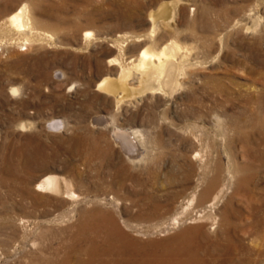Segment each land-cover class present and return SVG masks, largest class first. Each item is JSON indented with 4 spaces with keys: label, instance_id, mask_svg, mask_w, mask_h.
Segmentation results:
<instances>
[{
    "label": "rangeland",
    "instance_id": "obj_1",
    "mask_svg": "<svg viewBox=\"0 0 264 264\" xmlns=\"http://www.w3.org/2000/svg\"><path fill=\"white\" fill-rule=\"evenodd\" d=\"M164 48L175 82L144 91L140 54ZM261 127L264 0H0V264H80L100 207L143 251L202 227L211 264H264ZM51 174L74 197L37 190Z\"/></svg>",
    "mask_w": 264,
    "mask_h": 264
},
{
    "label": "bare ground",
    "instance_id": "obj_2",
    "mask_svg": "<svg viewBox=\"0 0 264 264\" xmlns=\"http://www.w3.org/2000/svg\"><path fill=\"white\" fill-rule=\"evenodd\" d=\"M175 4L177 3L175 2ZM175 4L173 5L176 6ZM7 22L12 28L18 31L25 30V28L28 26L26 7H21L14 13H12L8 17ZM161 51V53L159 52V54H155L151 51L149 52L148 50H143L140 54V60L137 64L138 69L142 75V80L140 82L144 83V91H156L158 89L161 90L164 85L168 86L169 84H173L175 82V73L179 70V64L176 63L173 58L176 57L178 53L176 51L172 52V50L170 51L171 53H168L166 51V48ZM182 61L184 63V60ZM124 70L126 69L124 68ZM124 73L125 72L122 71L121 75L119 76L120 79L122 78V76H125L123 75ZM163 76H166L167 78H164L163 80ZM99 87L109 93H116V90L118 89L116 82H113V80H111L110 78H106L104 81H102ZM17 91V89H13V92ZM119 97L121 98V96ZM254 129H257V127H254ZM261 130L262 140L264 142V127H261ZM255 149H252V151L249 152L251 156L253 155L252 157L255 158L252 160V162L255 164L258 162L263 163L264 153L258 156V150L256 151ZM226 155L228 154L226 153ZM228 157L229 156H227V158ZM228 159H230V157ZM249 165L244 167L243 171H245L246 173H251L252 168ZM230 177H232L231 174ZM248 178L240 180L239 185L244 188L249 187L250 183ZM218 181V177L213 179L205 193L210 192L212 189H214L218 184ZM70 186V183L66 179L61 178L57 174H51L43 178L36 185V189L44 193H51L58 196L74 197L75 194L70 189ZM100 208H96L95 210L87 213L88 219H85V222H83L80 229V235L79 237H76V239L78 240L73 246L72 252L77 256L84 257L83 260L81 259L82 261L80 262V264H211L209 260L206 259V257L209 259L212 256H215L214 251L212 252L205 246V242L210 240V236L204 234V228L202 229V227L187 228L171 238L170 241L158 243V245H156L158 247H161L163 245V249L160 250V248V251L158 249L153 250V252L143 251L136 240L134 239V241L132 240V238L130 239L128 236L129 234H126L124 230L118 225V222L111 215L112 212H104ZM178 220H173V225L175 227L179 225ZM256 228L257 225L255 226V229ZM255 233L257 232L255 231ZM242 247L244 249L246 248L245 246ZM234 249L235 248H232L228 244L224 250L226 252H229L234 251ZM259 250H257V254L263 255L264 248L263 251ZM215 251L217 252V250ZM70 257L71 256H68L67 258Z\"/></svg>",
    "mask_w": 264,
    "mask_h": 264
}]
</instances>
